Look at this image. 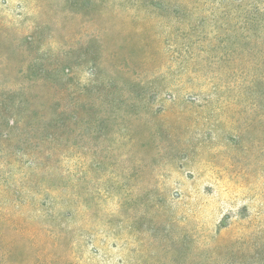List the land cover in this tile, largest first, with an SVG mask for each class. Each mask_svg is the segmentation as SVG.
<instances>
[{"label": "rangeland", "instance_id": "obj_1", "mask_svg": "<svg viewBox=\"0 0 264 264\" xmlns=\"http://www.w3.org/2000/svg\"><path fill=\"white\" fill-rule=\"evenodd\" d=\"M0 264H264V0H0Z\"/></svg>", "mask_w": 264, "mask_h": 264}]
</instances>
